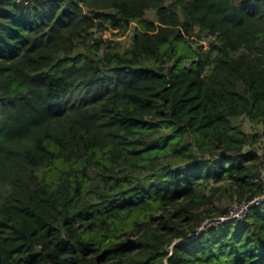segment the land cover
<instances>
[{"label": "trees", "instance_id": "trees-1", "mask_svg": "<svg viewBox=\"0 0 264 264\" xmlns=\"http://www.w3.org/2000/svg\"><path fill=\"white\" fill-rule=\"evenodd\" d=\"M263 166L264 0H0V264H264Z\"/></svg>", "mask_w": 264, "mask_h": 264}, {"label": "rangeland", "instance_id": "rangeland-1", "mask_svg": "<svg viewBox=\"0 0 264 264\" xmlns=\"http://www.w3.org/2000/svg\"><path fill=\"white\" fill-rule=\"evenodd\" d=\"M147 16L150 18H157L156 16V12L154 10H150L147 13ZM103 37L104 39L108 40L109 38H113V40H115V42L118 44L120 49H124L126 47H128L131 43V32L127 35H115V31L112 29H107L103 32ZM243 118H240V121H242ZM244 127L247 130H252V131H256V129H259V126H254V124L245 121L244 123ZM226 195H223L221 197V199H219L217 201V204L221 207V208H226V207H230L233 206L237 203H240L237 195H234V199H231V191L226 192ZM219 222V216H211V217H206L205 220L203 221L202 225L199 226V229H204L207 226L210 225H215Z\"/></svg>", "mask_w": 264, "mask_h": 264}, {"label": "built area", "instance_id": "built-area-1", "mask_svg": "<svg viewBox=\"0 0 264 264\" xmlns=\"http://www.w3.org/2000/svg\"><path fill=\"white\" fill-rule=\"evenodd\" d=\"M262 178L264 180V166L262 167ZM262 202H264V189L261 194L255 196L253 199L233 205L228 213L219 216V222L226 220H241L247 215L253 205L261 204Z\"/></svg>", "mask_w": 264, "mask_h": 264}, {"label": "water", "instance_id": "water-1", "mask_svg": "<svg viewBox=\"0 0 264 264\" xmlns=\"http://www.w3.org/2000/svg\"><path fill=\"white\" fill-rule=\"evenodd\" d=\"M89 12H90V13H95V12H97V10H95V9H90Z\"/></svg>", "mask_w": 264, "mask_h": 264}]
</instances>
